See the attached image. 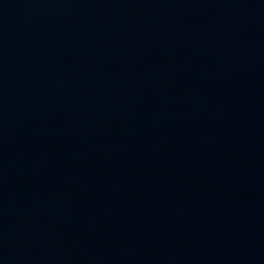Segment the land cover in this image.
<instances>
[{"label":"water","instance_id":"1","mask_svg":"<svg viewBox=\"0 0 264 264\" xmlns=\"http://www.w3.org/2000/svg\"><path fill=\"white\" fill-rule=\"evenodd\" d=\"M0 264H264V0H0Z\"/></svg>","mask_w":264,"mask_h":264}]
</instances>
